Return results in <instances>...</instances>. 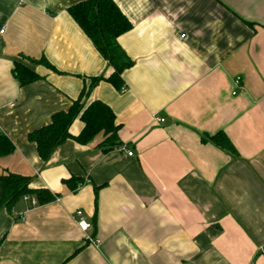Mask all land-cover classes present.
Instances as JSON below:
<instances>
[{"label":"crops","instance_id":"crops-1","mask_svg":"<svg viewBox=\"0 0 264 264\" xmlns=\"http://www.w3.org/2000/svg\"><path fill=\"white\" fill-rule=\"evenodd\" d=\"M82 1L0 0V133L14 147L0 176L56 195L0 210V264H264V0H113L132 24L117 41L133 65L124 91L100 82L87 104L111 109L121 146L70 139L43 164L28 135L108 73L67 12ZM15 63L41 80L19 86ZM218 132L236 155L206 139Z\"/></svg>","mask_w":264,"mask_h":264},{"label":"trees","instance_id":"trees-1","mask_svg":"<svg viewBox=\"0 0 264 264\" xmlns=\"http://www.w3.org/2000/svg\"><path fill=\"white\" fill-rule=\"evenodd\" d=\"M67 12L85 36L91 41L95 50L107 63L108 73L89 79L77 98L66 112H59L51 117L50 123L28 135V140L35 145L36 152L43 164H46L56 148L67 140L86 146L101 135L102 140L96 145L102 153H107L121 146L118 138L119 126L111 109L104 103L95 100L87 104L93 89L100 83L110 84L117 92L125 90L122 74L131 68L132 61L118 44V38L130 31L132 24L120 11L113 0H85L68 7ZM33 64H41L51 70L53 68L44 60L24 58ZM12 74L19 86L23 87L41 80L33 71L21 63H15ZM79 120L83 128L76 137L69 134L70 126ZM206 139L214 146L236 155V151L223 132H218ZM14 153L12 143L0 133V158ZM31 178L18 174L0 176V210H11L13 205L23 196L36 200L37 205H44L56 200L46 189L30 188ZM70 191L74 192L82 181L70 178L63 181ZM96 195V189H95Z\"/></svg>","mask_w":264,"mask_h":264},{"label":"built area","instance_id":"built-area-1","mask_svg":"<svg viewBox=\"0 0 264 264\" xmlns=\"http://www.w3.org/2000/svg\"><path fill=\"white\" fill-rule=\"evenodd\" d=\"M181 38H184V35H181ZM233 87H234V90L232 92L233 96L236 95L238 91L242 90V79L240 77H236L233 80ZM154 120H155V122H158V123H162L163 122V120H160V119H157V118H155ZM120 149L123 152H125V155L127 157H132L133 156L132 152L127 150L125 147H121ZM22 199L24 201L28 202L31 206H36L37 205L36 200L34 198H32V197L23 196ZM75 217H76L75 222H76L77 226L85 234V241H87L88 243H90L91 245H93L95 247H98L100 242L97 239H95V238H93L91 236L92 225L84 220L82 211H77L75 213Z\"/></svg>","mask_w":264,"mask_h":264}]
</instances>
